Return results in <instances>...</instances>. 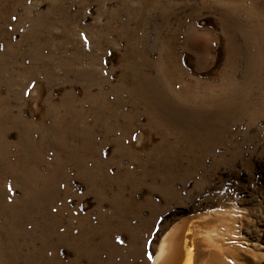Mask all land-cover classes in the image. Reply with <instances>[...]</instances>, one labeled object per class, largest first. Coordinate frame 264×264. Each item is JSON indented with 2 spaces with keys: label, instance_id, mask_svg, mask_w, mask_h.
Returning a JSON list of instances; mask_svg holds the SVG:
<instances>
[{
  "label": "rangeland",
  "instance_id": "374dc122",
  "mask_svg": "<svg viewBox=\"0 0 264 264\" xmlns=\"http://www.w3.org/2000/svg\"><path fill=\"white\" fill-rule=\"evenodd\" d=\"M173 231L264 264V0H0V264H155Z\"/></svg>",
  "mask_w": 264,
  "mask_h": 264
},
{
  "label": "bare ground",
  "instance_id": "6f19581e",
  "mask_svg": "<svg viewBox=\"0 0 264 264\" xmlns=\"http://www.w3.org/2000/svg\"><path fill=\"white\" fill-rule=\"evenodd\" d=\"M212 229V228H211ZM215 229V228H214ZM180 233V232H179ZM177 233L175 231L168 234L165 240L162 243V247L160 249V253L157 256L155 264H186L187 259V252L188 250L192 249L193 241L188 234L184 237H176ZM184 237V239H183ZM215 234L213 232H208L205 234L204 239L210 238L214 239ZM207 241V240H206ZM216 244V243H215Z\"/></svg>",
  "mask_w": 264,
  "mask_h": 264
}]
</instances>
